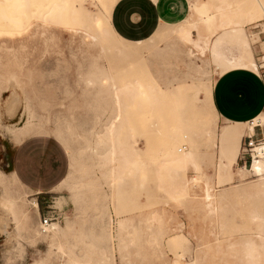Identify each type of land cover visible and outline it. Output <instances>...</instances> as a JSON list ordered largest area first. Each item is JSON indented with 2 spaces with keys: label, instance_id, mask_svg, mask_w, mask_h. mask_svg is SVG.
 Instances as JSON below:
<instances>
[{
  "label": "rangeland",
  "instance_id": "obj_1",
  "mask_svg": "<svg viewBox=\"0 0 264 264\" xmlns=\"http://www.w3.org/2000/svg\"><path fill=\"white\" fill-rule=\"evenodd\" d=\"M3 1L0 10L13 16L16 0ZM66 1L67 19L41 14L48 0H33L44 4L35 25L13 37L0 33V224L8 228L0 227V264H264V171L250 172V159L242 166L236 156L250 122L215 118L198 82L235 68L264 79V0L201 5L209 19L221 6L239 22L205 57L188 54L177 23L135 60L104 46L84 21L86 11L104 19L98 0ZM161 1L167 24L193 2ZM106 36L108 46L128 45ZM234 49L245 63H228ZM33 134L52 135L67 151L33 138L53 165L66 171L69 163L46 191L10 173L12 145ZM42 213L51 215L47 232L38 229Z\"/></svg>",
  "mask_w": 264,
  "mask_h": 264
},
{
  "label": "crops",
  "instance_id": "obj_2",
  "mask_svg": "<svg viewBox=\"0 0 264 264\" xmlns=\"http://www.w3.org/2000/svg\"><path fill=\"white\" fill-rule=\"evenodd\" d=\"M163 10L164 5L161 0H116L110 10L109 21L114 32L123 40L142 41L161 27L181 22L187 16L189 8L186 5L185 14L172 24L165 23L161 16ZM210 98L217 119L222 120L223 123L224 119H228L231 120L230 124L244 125L246 121L253 117L252 121L264 111V79L259 74V70L258 73L242 68L226 70L213 77ZM259 125L264 131V122ZM244 134L245 132L239 136V142ZM37 137L43 138L50 147L61 146L65 154L67 152L62 143L49 134L29 135L12 145L10 173L33 192L49 190L55 184L57 186L66 176L69 168L68 160L66 171L64 167L53 165L50 156L46 153L47 149L43 152L32 144L33 138ZM44 157L48 158L47 162L42 159Z\"/></svg>",
  "mask_w": 264,
  "mask_h": 264
},
{
  "label": "bare ground",
  "instance_id": "obj_3",
  "mask_svg": "<svg viewBox=\"0 0 264 264\" xmlns=\"http://www.w3.org/2000/svg\"><path fill=\"white\" fill-rule=\"evenodd\" d=\"M0 1H3V0H0ZM7 1L8 0H6V2H5V0H4L3 4H4V2L6 4ZM98 1H99V4H101V6L104 8V14H105L104 19L99 15L98 11H92V12L86 11L83 14L84 18H85L84 21L91 22L92 27L94 29L95 36L97 37V39L104 46L112 48V50L115 51L118 55L127 57L130 60L143 58L146 54L150 53V51L153 48L152 42H154L155 38H157L164 31L165 27H161L153 35H151L149 38L142 40V41L132 42V41L123 40L122 38H120L117 35V33L114 32V30L111 27L110 21H109L110 10H111V8H112V6L116 0H98ZM210 1L211 0H193L191 6L189 7V11H188L189 15L192 14L190 17V20L183 19L181 22L178 23V25L174 29V32L176 33L178 40L184 46L188 47L187 51H188V54H190V56L191 55L192 56L198 55L200 57H205L207 52H209L210 50L217 51L218 49H216V45L221 42V39L219 37L220 32L223 30H226L228 28L235 27L239 24L238 20L233 19V17H231L229 15V13L227 14V12H225L221 6L215 7L216 14L212 17L213 19L212 18L209 19V16H208L209 14H212V13H209L208 11H199L200 10L199 8L201 7V5L204 4V6L206 8L208 6L207 4H209ZM16 3H17V10H13V11H16V12H14L13 16L9 13V11L6 10V12L8 14H10L9 17L11 19L9 17H7V15L5 14V8H6L5 5L2 6L3 8L5 7L4 9L1 8V10H4V11L0 10V33H7L11 37H13L14 35H19L24 29H27L30 25H35V22L37 20V18H36L37 12L39 11V8L43 7V6L41 7V4H43V2L34 3L33 0H16ZM7 4H6V6H7ZM66 4H67V1L64 2V0H48L47 9L45 11H43V13H41V14H44V15L49 14L50 15L49 17L58 18L61 20L67 19V18H69V14H68L67 9H66ZM0 5H2V4H0ZM85 7H87V6H85ZM94 8H96V6ZM231 13H233V12L231 11ZM44 19H45V17H44ZM103 20H104V22H103ZM189 21H192V24H190V26L185 24L186 22H189ZM41 22H43V21H41ZM200 24L206 25V28H207L206 31H201V29H200L201 25ZM192 28H193V30H196V37H197L196 40L192 39V32H191ZM106 34L114 35L118 39L126 42V44H128L129 46L128 45L127 46H121V47H115L112 45L108 46V43L106 40V37H107ZM147 41L149 42L148 45L145 44ZM227 53H228V63L231 66H236L238 64H242V63L246 62L244 56H242L238 50H235V49L234 50H228ZM250 64H251L253 70L257 71L256 63L251 62ZM198 82L200 83V85L204 84L203 86H204L205 90L203 92V95L206 98H208V100L210 102V100H211V98H210L211 83L210 82L211 81L207 79V80H203V81L199 80ZM13 106H14V104L11 103V105L8 108L10 114H13L12 113L14 110ZM210 113L215 118H217L216 111L214 110L211 103H210ZM262 122H264V111L261 112L260 115L255 117L251 121V123L249 124L251 131L253 130L252 123L261 124ZM222 130H223V127L219 128L218 129L219 132L217 135L220 136V133L222 132ZM248 133H250L249 130H248ZM182 136L186 137L187 135H186V133H184V134H182ZM214 145L216 146V143H214ZM182 147L184 149H186L185 145H183ZM254 148L256 150V153L252 156L251 163H250L251 166L249 167V170H250V172L252 171V172H256L259 174L261 171H264V143L263 144H257V145H255ZM189 153H190V151H188V150L183 151L184 155H189ZM221 158H222V155H221ZM256 158H258V159H256ZM222 164H224V161L222 162ZM261 182L264 183V177H262ZM211 190L213 191L212 188H211ZM206 196L210 197V198L212 197V195L208 189H206ZM28 204L31 208H33L34 210L37 211L38 204H37V201L35 199H33V200L31 199V201ZM22 212L27 214L25 207L22 208ZM1 224H0L1 229L6 232L8 228L5 225H3V223H1ZM50 225L51 224L47 225V229L45 232L48 231V228ZM52 229H53V231H51V232L54 233L53 234L54 236H56V235L59 236V234H61V232H62L61 227H59L57 225H53ZM60 237H61V235H60Z\"/></svg>",
  "mask_w": 264,
  "mask_h": 264
},
{
  "label": "built area",
  "instance_id": "obj_4",
  "mask_svg": "<svg viewBox=\"0 0 264 264\" xmlns=\"http://www.w3.org/2000/svg\"><path fill=\"white\" fill-rule=\"evenodd\" d=\"M252 119V118H251ZM251 119L248 121L251 123ZM253 127L259 126L257 123H252ZM264 137L262 131L258 135L252 130L250 133H246L242 136L241 146H240V153L237 155L238 160L241 162L242 166H245L246 160L249 158L250 161L252 156L256 153L255 145L263 144ZM51 222V215L48 213H42L41 218L39 219V231L45 232L47 229V225Z\"/></svg>",
  "mask_w": 264,
  "mask_h": 264
}]
</instances>
